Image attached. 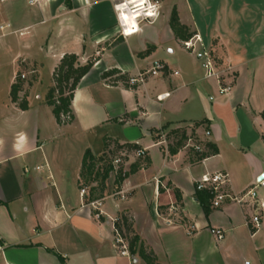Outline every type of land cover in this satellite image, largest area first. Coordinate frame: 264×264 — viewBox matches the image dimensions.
<instances>
[{"label":"crops","instance_id":"crops-1","mask_svg":"<svg viewBox=\"0 0 264 264\" xmlns=\"http://www.w3.org/2000/svg\"><path fill=\"white\" fill-rule=\"evenodd\" d=\"M150 3H157L154 16L145 15L148 4L140 9L131 0H0V26L9 25L2 35L27 38L13 60L36 73L29 94L19 92L28 109L10 96L16 74L0 100V264H147L141 245L158 264H264V211L261 227L252 230L250 209L226 203L206 212L195 190L207 172L227 170L238 192L264 173V0ZM174 9L201 38L196 52L175 35ZM203 50L228 70V93L205 76ZM65 54L95 64L74 92L73 120L59 124L45 101L48 90L40 88L43 67H51L49 89ZM156 60L166 65L162 73L143 84L128 82ZM110 70L119 73L104 77ZM45 108L54 125H47ZM179 129L204 151L213 143L218 152L198 162L187 137L172 154V132ZM88 149L96 157L127 150V172L149 163L120 183L114 170L104 182L90 180L82 175ZM137 149H146L145 156L138 158ZM259 198L264 204V188ZM92 201L103 212L99 219ZM173 203L184 210L183 220L169 226L163 217ZM121 215L131 217L139 237L136 252L124 255L113 232ZM212 228L224 238L217 240Z\"/></svg>","mask_w":264,"mask_h":264},{"label":"built area","instance_id":"built-area-1","mask_svg":"<svg viewBox=\"0 0 264 264\" xmlns=\"http://www.w3.org/2000/svg\"><path fill=\"white\" fill-rule=\"evenodd\" d=\"M34 1H31L33 3ZM154 5H157L155 3ZM156 9V8H155ZM9 25H1L0 30L5 31ZM197 42H201V38L198 35H194L192 38L182 42L183 47L192 52H196ZM200 59H202V67L205 71V76L207 78H216L221 94H226L232 89V81H228V70L219 69L215 61L211 57V53L207 50H203L198 54ZM166 69L165 63L156 60L153 62L151 67L145 71H139L135 76L129 78L128 82L130 84H143L148 76H157ZM26 74L21 73L20 80L26 79ZM16 82V81H15ZM169 94L158 96L159 100H162L163 96H168ZM39 98V96H36ZM187 147H191L195 152L202 153L204 148L194 139L193 136H189L187 140ZM146 149L135 150V155L140 158L145 156ZM131 154L127 150L122 151L118 156H116L111 164L113 170L125 176L127 171L125 165L128 163V159ZM206 158H203L204 161ZM27 170V168L25 169ZM264 188V173L260 174L253 186L243 190L236 191L232 184V179L230 173L227 170H218L214 172H207L203 174L199 179L195 181L196 191H206L210 196V205L213 208H219L226 203H233L241 208L250 209L248 213V219H246V225L252 230H258L262 225L264 204L259 198V189ZM82 195L86 193L85 189L81 191ZM123 193L117 192V195L123 197ZM98 212L95 214L96 218H101L103 212L99 209L98 201H92L90 203ZM183 209L177 204L169 205L163 219L164 222L173 226L178 224L183 220ZM129 220L131 217L128 216ZM122 223L121 218L113 219V232H114V243L121 250V253L128 254L129 243L124 233L118 227V224ZM210 232L216 237L217 240H222L224 238V231L219 228H212Z\"/></svg>","mask_w":264,"mask_h":264},{"label":"trees","instance_id":"trees-1","mask_svg":"<svg viewBox=\"0 0 264 264\" xmlns=\"http://www.w3.org/2000/svg\"><path fill=\"white\" fill-rule=\"evenodd\" d=\"M150 1L156 2L162 0H149V2ZM170 25L175 35L183 41L192 38L196 34L194 32H191L187 26L183 25L180 22L176 9H174L172 12ZM94 64L95 59L89 60L86 64H81L78 60L77 55L65 54L60 60L59 64L56 66L52 76L53 85L47 92L46 102L53 108V114L59 124H66L73 120L74 114L72 110V100L74 98V92L82 78L92 69ZM118 73V70H110L104 73V77L113 76ZM17 77H19L18 74ZM120 78L124 81L127 80V77L124 75L120 76ZM20 81L21 80H18L12 84L10 96L13 102H17L18 106L21 109L26 110L28 109V103L26 99H20L19 97V92L22 90V82ZM172 133L174 135L175 145L170 148V152L172 154H176L178 150L184 146L188 136L186 135L185 130L180 129L173 131ZM110 144L111 140L106 139V150L110 146ZM127 145L130 146L129 144H126L125 146ZM132 147L137 148V145H132ZM205 148L206 151L198 153L196 161L199 162L203 158H206L209 154H215L218 152L217 146L213 143H206ZM107 159L108 157L106 151L99 157H96L88 149L83 157L82 175H84L86 179H100L102 182H104L109 177L110 172L113 171L111 162L108 163L107 166H99L100 163L107 162ZM148 163L149 160L146 159V164H141V162L133 164L130 168V171L127 172L125 176H122V174L119 173L117 175L116 181L120 183L129 174L135 173L136 171L141 169L142 166H147ZM176 195L179 199L180 195L178 192H176ZM198 199L201 202L204 210L207 212L208 208L210 207L209 194L206 191H199ZM120 218L122 223L118 224V227L124 233V236L129 243V249L133 253L138 247L139 237L134 234L132 222L131 220H129L128 216L121 215ZM139 252L147 264H158L156 263V259L153 254L146 252L142 245L139 248Z\"/></svg>","mask_w":264,"mask_h":264},{"label":"rangeland","instance_id":"rangeland-1","mask_svg":"<svg viewBox=\"0 0 264 264\" xmlns=\"http://www.w3.org/2000/svg\"><path fill=\"white\" fill-rule=\"evenodd\" d=\"M5 22L4 18L0 17V23ZM13 29V28H11ZM10 29V30H11ZM5 32H8V30H5L4 32L0 31V100H4L7 97L8 94V90H9V83H10V79L12 77V75L14 74H18L19 76L21 75V73H25L26 79L21 80L20 82H22V89L25 90L27 92V94H29L30 90H31V86L34 84L35 80H34V76H36V73H30V69H28L26 67L23 68L22 67V71L20 68L17 67V65L15 64L13 58L14 55L17 51H25L24 49V45L26 42V36L25 37H19V35H15V34H4ZM34 69V68H33ZM50 70L51 67L49 65H46L45 67H43L42 69V79H43V84L42 87L40 88V90H49L48 86L46 88V84L49 82L50 79ZM20 80L19 77L16 76L15 81ZM45 86V87H44ZM45 94V97L47 95ZM44 95V93H42ZM44 100V96L43 99ZM41 100V101H42ZM46 101V98H45ZM38 102V101H37ZM40 102V101H39ZM46 109V114H45V118L46 121L48 122L51 121V124L47 125H54V120H53V116L50 112L49 108H45ZM119 155L118 152H115L113 155H107L108 159L107 162L105 163H100L99 166L103 167L104 165H108V163L111 162L112 159H114V156ZM115 171V170H114ZM111 189H109L110 191ZM112 191V190H111ZM110 191V193H111ZM113 192H115V190H113ZM129 250V248H128ZM136 252V251H135Z\"/></svg>","mask_w":264,"mask_h":264},{"label":"clouds","instance_id":"clouds-1","mask_svg":"<svg viewBox=\"0 0 264 264\" xmlns=\"http://www.w3.org/2000/svg\"><path fill=\"white\" fill-rule=\"evenodd\" d=\"M132 3H134L136 5L137 8L143 9L144 8V4L147 3L148 4V8L147 11L145 12V15H149V16H154L155 13V8L157 7V5H153L149 2V0H131ZM127 5H118L117 7H126ZM135 15H139V13H136ZM135 15L132 17L133 21L135 20ZM132 28L135 29L136 25L133 23Z\"/></svg>","mask_w":264,"mask_h":264}]
</instances>
